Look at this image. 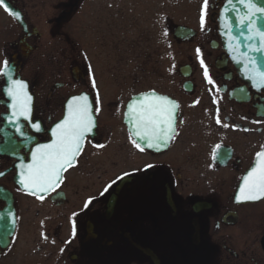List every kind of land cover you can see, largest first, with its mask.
Masks as SVG:
<instances>
[{
	"label": "flooded vegetation",
	"instance_id": "1",
	"mask_svg": "<svg viewBox=\"0 0 264 264\" xmlns=\"http://www.w3.org/2000/svg\"><path fill=\"white\" fill-rule=\"evenodd\" d=\"M5 2L21 20L0 5V264H264V195L236 199L264 164V84L233 56L229 0ZM11 80L27 86L28 118ZM80 95L95 126L41 192L33 155ZM158 95L177 105L175 134L148 148L137 117Z\"/></svg>",
	"mask_w": 264,
	"mask_h": 264
},
{
	"label": "snow or ice",
	"instance_id": "2",
	"mask_svg": "<svg viewBox=\"0 0 264 264\" xmlns=\"http://www.w3.org/2000/svg\"><path fill=\"white\" fill-rule=\"evenodd\" d=\"M208 2L209 0H204L203 7L205 9L208 7ZM241 2H244V0H241ZM0 5H3L6 10L11 11L5 0H0ZM247 7L249 8V12L246 14V18L250 29L248 38L250 40L253 36L264 38V31L256 27L253 20V17L257 13H264V6H258L255 0H248ZM14 15L19 17V13H14ZM201 23H204L203 15ZM252 50L259 52L264 49L254 48ZM252 63H255V61H252ZM4 67L7 71L3 75L10 78L11 69L7 60L4 61ZM205 75L207 76V71ZM252 79L264 84V70H256ZM92 84L95 86L94 79L92 80ZM26 87V84L21 80H11L8 94L13 97V108L17 117L23 116L28 118L30 113L31 97L27 94ZM73 101L74 103L69 104L68 116L52 130V134L56 139L51 144L39 146L37 154L33 155V164L29 165L26 177L27 183L41 192H48L50 189L54 190L58 186L62 180L61 172L66 167L73 166L78 154L83 149L86 134L91 132L95 126L88 98L86 96L73 97ZM176 107L177 105L169 102L167 97H156L154 101L146 105L142 104V111L137 117V131L134 135L146 141L148 148L159 147L162 144L166 145L175 134L173 113ZM133 110L130 106V113ZM34 126L37 130H40L39 124ZM21 135H23V132H21ZM131 142L139 151L143 152L145 150L136 139H133ZM257 155L264 157V152H260ZM146 167L150 168L153 165L148 164ZM125 175L128 174L125 173ZM260 195H264V164L254 167L248 173L244 186L240 189V195L236 199L238 202L256 200L259 199ZM5 219V216L0 213V220ZM4 227L7 228L8 225L5 224ZM12 227H15V220L12 221Z\"/></svg>",
	"mask_w": 264,
	"mask_h": 264
},
{
	"label": "water",
	"instance_id": "3",
	"mask_svg": "<svg viewBox=\"0 0 264 264\" xmlns=\"http://www.w3.org/2000/svg\"><path fill=\"white\" fill-rule=\"evenodd\" d=\"M247 3L248 0H244V2H241V0H229L228 8L227 10H225L224 13L227 19L230 21V30H231L230 32L232 33L233 39L236 44L235 47L231 48L233 56L235 57L239 67L241 68L242 73L248 79H252V76L256 70H264V50L259 52L252 50L254 48L264 49V38H261L260 36H253L251 40L248 38L250 35V29H249V23L246 18V14L249 12ZM255 3H257L258 6H264V0H255ZM9 9L11 10L10 12L13 15L14 13H17L14 10H12L10 6ZM15 17L19 21L21 20L20 15L19 17L17 16ZM253 20L255 21V26L258 27L261 31H264V13H257L256 16L253 17ZM252 61H255V63H252ZM254 81L260 83L258 80H254ZM151 96L152 95L149 93L140 95V100L141 99L148 100L149 98H153ZM73 97H79V96H71L68 98V100L65 103L66 105L65 117L62 120H60L57 124L61 123L68 116L69 104L74 103ZM157 97H162V96L158 95ZM88 103L91 107L90 102ZM55 139L56 137L53 136V140Z\"/></svg>",
	"mask_w": 264,
	"mask_h": 264
},
{
	"label": "rangeland",
	"instance_id": "4",
	"mask_svg": "<svg viewBox=\"0 0 264 264\" xmlns=\"http://www.w3.org/2000/svg\"><path fill=\"white\" fill-rule=\"evenodd\" d=\"M164 7V6H163ZM165 8V7H164ZM146 9H148V7L146 6ZM4 17V16H3ZM2 17L0 16V21L1 23L4 22L3 18L1 19ZM164 17H162V25L164 24ZM72 26V24H71ZM175 49L172 47L170 48V46H168V44H166L165 42L162 43V48H161V56L163 58H166L167 60H163L162 62V71H165L167 66H168V62H169V59L172 58V60H174L173 56L171 55V51H174ZM162 58V59H163Z\"/></svg>",
	"mask_w": 264,
	"mask_h": 264
}]
</instances>
